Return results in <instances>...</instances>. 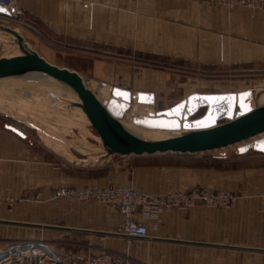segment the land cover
Listing matches in <instances>:
<instances>
[{
	"label": "crops",
	"instance_id": "0c3cea01",
	"mask_svg": "<svg viewBox=\"0 0 264 264\" xmlns=\"http://www.w3.org/2000/svg\"><path fill=\"white\" fill-rule=\"evenodd\" d=\"M14 2L27 28L31 27L26 30L37 35L41 45L40 39L53 49L52 57L50 53L48 57L60 56L61 61L54 64H63L60 67L84 79L134 94L153 93L157 97L158 91L166 88L165 74L110 62L104 59L105 49L128 50L229 74L264 64V15L246 9L228 11L211 6L209 0ZM1 139L0 132V153ZM145 158L148 157L128 156L115 165L107 162L98 167L106 174L96 181H81L64 174H57L56 181L71 187L92 183L133 186L147 193L183 192L197 186L229 191L237 198L231 210H211L196 204L186 211L162 213L158 222L144 220L146 225L151 221L157 226L161 219L158 237L152 236L147 226V237L133 240L151 244L148 254L157 264H264V155H221L209 159L202 169L136 165L137 159ZM119 216L121 222L116 228L124 223V216ZM101 232L104 231L96 234ZM105 233L129 239L119 232Z\"/></svg>",
	"mask_w": 264,
	"mask_h": 264
},
{
	"label": "rangeland",
	"instance_id": "374dc122",
	"mask_svg": "<svg viewBox=\"0 0 264 264\" xmlns=\"http://www.w3.org/2000/svg\"><path fill=\"white\" fill-rule=\"evenodd\" d=\"M209 4L223 7L228 11L246 9L254 14L264 15V12L250 8L229 9L213 5L210 0ZM18 16L20 17L15 21H23L22 14ZM2 17L0 25L20 30L28 44L30 43L29 46L40 56L53 64L61 61L58 59L59 55L58 58H51L50 51L53 50L51 46L40 39L41 45L36 40L38 36L31 33L29 28L5 19L8 18L7 16ZM4 36L6 40L11 37L8 33ZM104 51L107 53L104 59L110 62L134 67L139 71L149 70L159 72L158 75L165 74L163 75L166 79V88L158 91L154 107L156 111L166 110L193 93H237L264 87V64L245 72L229 74L191 68L164 58L142 56L123 49L108 48ZM48 53L51 54L50 58ZM18 55H21L18 45L0 38V58ZM85 81L90 86L102 83L86 78ZM11 84L0 86V132L2 133L0 221L9 222L0 223V264H70L74 259L101 252L114 254L128 264H157L154 262V257L148 254V247L151 244L105 233H122L119 231L122 229V224L116 228L121 222L120 212L115 213L118 212L117 210L91 198H53L54 192L61 188L84 189L99 184L63 186L56 181L57 174H64L81 181L84 179L96 181L106 174V171H101L98 167L101 168L107 162L115 165L125 160V157L112 156L107 159L109 161L99 160L104 154V149L96 140L97 134L84 114L69 112L66 115L64 112L63 115L61 109L58 112L54 104H48L37 91L33 92L32 97L19 95L23 86L13 88ZM10 88L14 90L8 92L7 89ZM203 114L204 110L195 118ZM239 147L233 146L198 155L148 157L137 159L136 165L151 168L202 169L207 167L209 159L221 154L238 157ZM260 155L262 154L251 151L242 157ZM47 191L48 195H45ZM140 212L137 219L141 221L143 218L150 219L145 211ZM147 219L145 220L149 221ZM160 223L157 226L151 221L147 224L152 236H159ZM22 224H42L91 231L42 229ZM96 231L104 232L96 234Z\"/></svg>",
	"mask_w": 264,
	"mask_h": 264
},
{
	"label": "water",
	"instance_id": "95a60500",
	"mask_svg": "<svg viewBox=\"0 0 264 264\" xmlns=\"http://www.w3.org/2000/svg\"><path fill=\"white\" fill-rule=\"evenodd\" d=\"M0 15L9 17L10 12L0 11ZM4 33L14 37L21 55L0 58V81L36 74L50 78L70 90L81 101L77 107L85 114L97 134L96 140L105 151L99 160L104 161L112 156L198 155L233 146H240L239 156L251 151L264 155V138L252 141L264 134V103L258 101L259 94L254 96L252 89L235 95L194 93L166 110L136 118L134 124L142 130L176 133L167 139L148 140L128 129L122 121L134 102L155 107L156 96L153 93L134 94L126 89L109 86L111 97L102 102L86 87L77 72L49 63L15 31L0 25V37ZM202 110L204 114L195 118ZM22 225L89 232L48 225Z\"/></svg>",
	"mask_w": 264,
	"mask_h": 264
},
{
	"label": "built area",
	"instance_id": "2783aa9c",
	"mask_svg": "<svg viewBox=\"0 0 264 264\" xmlns=\"http://www.w3.org/2000/svg\"><path fill=\"white\" fill-rule=\"evenodd\" d=\"M14 3V0H0V6L10 12V16L5 19L13 20L16 23H24L21 20L15 21L20 17L18 15L22 13L15 9ZM210 3L229 9L250 8L264 12V0H210ZM53 195V198L70 196L78 199L91 198L112 206L129 218L126 226L119 231L127 233L131 239H142L148 235L147 226L143 222L130 219L135 212L141 211L142 208L150 209L153 214H156L158 211L170 212L174 209H187L195 204H201L206 209L211 210H231L234 208L236 202V198L229 192L204 187H194L184 192L142 193L134 189L122 188L112 184H108L107 187H101L96 184L84 189L61 188L54 192ZM146 215L151 218L149 212H146ZM70 264H128V262L109 252H101L90 255V257L84 260L74 259Z\"/></svg>",
	"mask_w": 264,
	"mask_h": 264
},
{
	"label": "bare ground",
	"instance_id": "6f19581e",
	"mask_svg": "<svg viewBox=\"0 0 264 264\" xmlns=\"http://www.w3.org/2000/svg\"><path fill=\"white\" fill-rule=\"evenodd\" d=\"M0 17H2V15H0ZM0 19H2V18H0ZM18 23L21 24L22 26H25V28L29 27V25H27L26 23H20V22H18ZM30 29H31V27H30ZM12 30L15 31L18 35H20L23 38L24 42L26 44H28L27 40L23 37V35L21 34V31L20 30H18V29L17 30L12 29ZM4 35H5V33L3 35H1V37H0L2 40L6 41V42L13 41L14 42V45H17V43L14 40V37L11 34H10L11 37L9 39H7V40L4 38L5 37ZM8 58H9V56H8ZM45 60L48 61L47 59H45ZM49 63H51V62H49ZM51 64H53V63H51ZM56 66H58V65H56ZM58 67H60V66H58ZM60 68H63V67H60ZM82 79H83L86 87H88L90 90H92L100 101L103 102L105 100H108L111 97V95H110V87L107 84L95 83L94 82L95 85L90 86V84L88 82H86L83 77H82ZM8 82H10V83H8ZM6 83H8V84H11L12 83L11 85L13 86V88L14 87H17L18 88L20 86H23L24 88L23 87L21 88L22 93L19 94V95H24V96H30V97H32L33 92H36L37 91L39 93V96H41V98H43L44 100H46V102L48 104H50V103L51 104H54L55 109L57 108L59 110L58 112H60V109H61V113L63 115H65L64 112H66V115H67V113L69 114V112L70 113L73 112V113H75L77 115L79 113L84 114L83 111L79 107H77V104H80L81 103V101L79 100V98L75 94H73L70 90H68L67 88L62 87L61 85H59L58 83H56L54 80H52L50 78L43 77V76H38L36 74L35 75H28V76H25V77H19V78H13V79H5L3 81H0V86L5 85ZM26 84H28V85H26ZM15 85H17V86H15ZM13 88L7 89V91L10 92L11 90H14ZM247 90H250V89H247ZM252 90H253L254 96L256 95V93L259 94L258 95V101L261 104L264 103V87L256 88V89L252 88ZM237 93H239V92H237ZM237 93H228V94H234L235 95ZM221 94H226V93H221ZM24 98H26V97H24ZM155 111L156 110H155V108L153 106L139 104L138 102H134L132 104V107H131L130 111L126 114V116H125L124 120L122 121V123L128 129H130L131 131H133L135 134L140 135L144 139H148V140H163V139H167V138H170V137L175 136L176 133L160 132V131H146V130H142L141 128L135 126L134 120L136 118H141L143 116H147L150 112H155ZM84 116H85V114H84ZM85 118H86V116H85ZM261 138H264V134L255 137L254 139H252V141L258 140V139H261ZM104 154H105V151H104ZM118 187L128 188V189H134V190H136L138 192H141V191H139V190H137V189H135L133 187H123V186H118ZM197 187H199V186H197ZM212 190H217V189H212ZM224 191H226V190H224ZM226 192H229V191H226ZM142 193H144V192H142ZM145 193H147V192H145ZM229 193L232 194L231 192H229ZM232 195L236 198V196L234 194H232ZM69 198H72V197L70 196ZM103 204L106 205V206H109V205H107L105 203H103ZM194 206H192V207H194ZM110 207L112 209H114V210H117V209L113 208L112 206H110ZM192 207L187 208V209H174L172 211H175V210H185L186 211V210L191 209ZM142 211L149 212L151 214V218L150 217L149 218L152 219L154 223L155 222H158L159 216L162 213H170V212H172V211H170V212L158 211L156 214H153V212L150 209H146V208H142ZM118 212H120V211H118ZM139 213H141V212L138 210L137 212H135L133 214V216L130 217V219L131 220L138 221V222H143L145 224V221L144 220L147 219V218H143L142 221H141L140 219H137L135 217ZM121 214L125 218V221H124V223L122 225V228H123V227L126 226L127 222L129 221V218L127 216H125L123 213H121ZM147 229H148V227H147ZM121 234H125L129 239H131L127 235V233H121ZM88 257H90V256H87L86 258H83L81 260L87 259ZM122 260L124 261V259H122Z\"/></svg>",
	"mask_w": 264,
	"mask_h": 264
},
{
	"label": "snow or ice",
	"instance_id": "6c2138e0",
	"mask_svg": "<svg viewBox=\"0 0 264 264\" xmlns=\"http://www.w3.org/2000/svg\"><path fill=\"white\" fill-rule=\"evenodd\" d=\"M0 11H7L6 9H4V8H2V7H0ZM262 143H264V142H262ZM244 149H241V151H243Z\"/></svg>",
	"mask_w": 264,
	"mask_h": 264
}]
</instances>
